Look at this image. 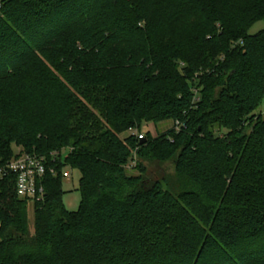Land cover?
I'll return each instance as SVG.
<instances>
[{
  "label": "trees",
  "instance_id": "16d2710c",
  "mask_svg": "<svg viewBox=\"0 0 264 264\" xmlns=\"http://www.w3.org/2000/svg\"><path fill=\"white\" fill-rule=\"evenodd\" d=\"M258 22L264 0H0V166L68 151L39 202L0 182V264H264Z\"/></svg>",
  "mask_w": 264,
  "mask_h": 264
},
{
  "label": "built area",
  "instance_id": "2783aa9c",
  "mask_svg": "<svg viewBox=\"0 0 264 264\" xmlns=\"http://www.w3.org/2000/svg\"><path fill=\"white\" fill-rule=\"evenodd\" d=\"M143 139V136H138ZM60 153L51 155V159L42 156L24 154L14 158L5 165L0 166V182L9 175L17 177V194L21 199L41 201L46 194L43 182L49 175L54 178L59 176L58 163ZM62 177L71 180L70 173L63 171Z\"/></svg>",
  "mask_w": 264,
  "mask_h": 264
},
{
  "label": "rangeland",
  "instance_id": "374dc122",
  "mask_svg": "<svg viewBox=\"0 0 264 264\" xmlns=\"http://www.w3.org/2000/svg\"><path fill=\"white\" fill-rule=\"evenodd\" d=\"M263 29H264V23L258 22L250 29L249 34L255 35ZM256 114L262 115V117L264 118V100L262 101L259 109L256 111ZM173 127L174 126L172 122H164L158 126L146 123L141 127L140 129L141 131L133 130V131L127 132L123 135L122 138L124 139V138H128L129 136H138V135L139 136L142 135L143 137H146V135L148 136V134L151 135V137L156 138L160 134H164L168 130L173 129ZM13 151L15 155L14 157H20L23 155L22 148L14 147ZM60 154H61L62 160H64V157L67 156L68 151L64 149L62 152H60ZM135 167H136L135 162L129 166L133 174H138V172L134 170ZM157 170L159 171V169ZM65 171L70 173L71 180L65 179L63 182V190L65 192V195L63 197V203L65 207L67 208V210L75 212L78 210L80 206V202H81V194L79 192L81 174L79 171L72 170L70 168H67ZM164 171L165 172H161V170L159 171V174H158L159 178H161L162 175L163 176L166 175V177L173 175L174 174L173 164L169 163L165 165ZM29 220H30V232L33 233L34 232V211L31 206L29 208Z\"/></svg>",
  "mask_w": 264,
  "mask_h": 264
}]
</instances>
